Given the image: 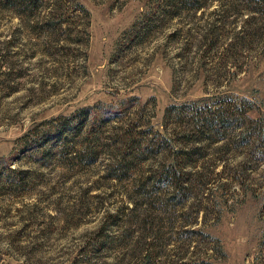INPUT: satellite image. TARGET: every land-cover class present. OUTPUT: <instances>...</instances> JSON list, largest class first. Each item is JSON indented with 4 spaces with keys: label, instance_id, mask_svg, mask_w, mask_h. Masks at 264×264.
Masks as SVG:
<instances>
[{
    "label": "rangeland",
    "instance_id": "1",
    "mask_svg": "<svg viewBox=\"0 0 264 264\" xmlns=\"http://www.w3.org/2000/svg\"><path fill=\"white\" fill-rule=\"evenodd\" d=\"M196 1L0 0V264H264V0Z\"/></svg>",
    "mask_w": 264,
    "mask_h": 264
},
{
    "label": "trees",
    "instance_id": "2",
    "mask_svg": "<svg viewBox=\"0 0 264 264\" xmlns=\"http://www.w3.org/2000/svg\"><path fill=\"white\" fill-rule=\"evenodd\" d=\"M32 2H35L36 0H31ZM189 1H193L194 2V4H196L195 5V8L196 9H198V8H202L203 7V5H200L199 4V2L198 1H196V0H189ZM14 172H16L15 170H14ZM184 176V175H183ZM176 185H177V187H179V188H182V187H185L186 185H184V179H182V178H180V175H176Z\"/></svg>",
    "mask_w": 264,
    "mask_h": 264
}]
</instances>
